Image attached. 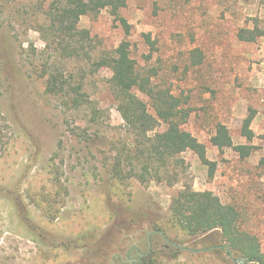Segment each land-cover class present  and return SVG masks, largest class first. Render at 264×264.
Returning <instances> with one entry per match:
<instances>
[{
  "label": "rangeland",
  "instance_id": "rangeland-1",
  "mask_svg": "<svg viewBox=\"0 0 264 264\" xmlns=\"http://www.w3.org/2000/svg\"><path fill=\"white\" fill-rule=\"evenodd\" d=\"M2 1L0 131L6 144L0 151V264H119L115 260L125 259L132 245L146 251L154 231L176 246L183 244L179 248L224 246L217 233L178 239L172 232L169 206L181 183L109 181V141L125 138L108 88L110 70L86 79L85 92L103 111L98 122L105 125L98 127L102 137L84 147L69 128H89L84 122L90 115L61 108L46 93L27 54L30 45L39 51L44 47L26 24L34 0ZM120 16L130 25L128 35L106 10L82 17L79 26L88 30L94 53L112 54L121 42H129L138 72L155 73V84L182 98L190 113L184 129L216 163L210 177L194 154H183V182L234 206L241 229L258 239L264 253V37L254 43L237 38L241 29L254 25L264 30V0H128ZM142 34H150L154 51ZM194 49L203 56L198 66L190 61ZM249 110L255 114L247 139L241 126ZM219 125L227 127L234 145L254 146L252 154L243 159L231 148L213 147L210 138ZM159 131H165L164 125ZM161 239L152 233L151 248L161 251ZM223 264L245 263L231 256Z\"/></svg>",
  "mask_w": 264,
  "mask_h": 264
},
{
  "label": "trees",
  "instance_id": "trees-1",
  "mask_svg": "<svg viewBox=\"0 0 264 264\" xmlns=\"http://www.w3.org/2000/svg\"><path fill=\"white\" fill-rule=\"evenodd\" d=\"M127 2L34 0L26 24L29 30L40 35L44 47L39 51L30 45L27 54L32 58L33 71L44 79L46 93L55 98L61 108L90 115L89 122H84L89 128H69L76 142L87 147L102 137L98 127L104 126L105 122H98L103 111L85 92V82L100 70H110L108 88L123 120L125 138L109 141V162L105 164L109 181L122 185L134 179L143 186L157 182L171 187L181 183L182 188L172 197L169 206L168 223L172 232L178 239L181 236L204 239L217 233L225 247L196 254L182 251L179 247L183 244L175 246L160 236L164 242L161 251H157L156 247L151 249L142 258L141 264H223L231 256L245 264H264L259 241L241 229V216L236 208L221 203L218 197L207 192L195 191L188 182H183L185 165L180 160L183 154H194L207 168L210 177H213L216 163L207 158L204 144L184 129L190 113L182 98L173 94L171 89L155 84V73L144 76L138 72L130 57L129 42H121L112 54L94 53L88 30L79 26L82 17L97 16L106 10L128 35L130 25L120 16V10L126 7ZM3 14L4 2L0 0V21ZM9 26L15 30L14 26ZM142 37L149 50L154 51L155 43L150 34H142ZM261 37H264V30L258 25L237 33L238 40L246 43H254ZM202 57L199 49L192 50V65L201 64ZM140 95L148 102H144ZM254 114L253 110H249L242 121L241 135L247 139L252 135L250 126ZM1 121L0 112V125ZM163 125L165 131L161 133L159 128ZM92 128L94 130L91 131ZM2 139L0 131L1 153L6 144ZM210 143L218 150L231 148L243 159L254 150V146L234 145L224 125L217 126ZM262 165L264 167V159ZM54 181V185L59 186V180ZM55 196L57 194H53ZM47 209L48 216L52 215V209ZM125 260L126 257L115 261L125 264Z\"/></svg>",
  "mask_w": 264,
  "mask_h": 264
},
{
  "label": "flooded vegetation",
  "instance_id": "flooded-vegetation-1",
  "mask_svg": "<svg viewBox=\"0 0 264 264\" xmlns=\"http://www.w3.org/2000/svg\"><path fill=\"white\" fill-rule=\"evenodd\" d=\"M153 234H159L160 236H162L163 239H165L164 235L160 232V231H154L152 232ZM151 234H149L148 236V244H149V247L147 248L146 251H142L139 249L138 246L136 245H133L131 246L127 253H126V262L129 263V264H141V261H142V258L145 257L149 251L152 249L151 248ZM131 252H135V255L134 256H131Z\"/></svg>",
  "mask_w": 264,
  "mask_h": 264
},
{
  "label": "water",
  "instance_id": "water-1",
  "mask_svg": "<svg viewBox=\"0 0 264 264\" xmlns=\"http://www.w3.org/2000/svg\"><path fill=\"white\" fill-rule=\"evenodd\" d=\"M174 245L176 246V244H174ZM215 248L223 249L224 246L212 247V248H206V249H203V250L187 249V248H180V249H182V250H188V251H191L192 253H200V252H208L209 250H211V249H215Z\"/></svg>",
  "mask_w": 264,
  "mask_h": 264
}]
</instances>
